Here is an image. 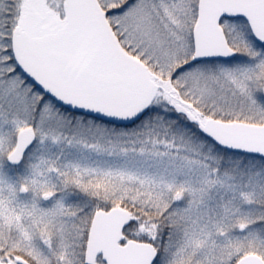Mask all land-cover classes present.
<instances>
[{
    "label": "snow or ice",
    "instance_id": "snow-or-ice-1",
    "mask_svg": "<svg viewBox=\"0 0 264 264\" xmlns=\"http://www.w3.org/2000/svg\"><path fill=\"white\" fill-rule=\"evenodd\" d=\"M0 264H264V0H0Z\"/></svg>",
    "mask_w": 264,
    "mask_h": 264
}]
</instances>
